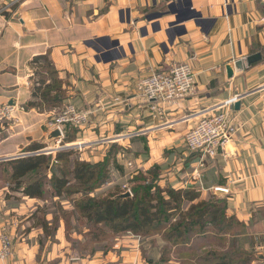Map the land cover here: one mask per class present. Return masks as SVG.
<instances>
[{"label":"crops","instance_id":"crops-1","mask_svg":"<svg viewBox=\"0 0 264 264\" xmlns=\"http://www.w3.org/2000/svg\"><path fill=\"white\" fill-rule=\"evenodd\" d=\"M263 47L264 0H0V109L13 107L15 118L0 120V162L30 145L43 147L52 131L55 108L27 107L34 67L41 65L30 64L47 56L62 82V104L89 114L76 139L64 144L84 149L81 162H103L118 146L131 157L133 175L156 168L162 188L189 186L199 199L225 198L226 217L243 226L239 237L264 264V58L235 69ZM184 63L193 87L161 107L160 116L138 96L137 83ZM235 98L239 109L233 104L229 115L237 132L224 155L187 152L185 133Z\"/></svg>","mask_w":264,"mask_h":264},{"label":"rangeland","instance_id":"rangeland-1","mask_svg":"<svg viewBox=\"0 0 264 264\" xmlns=\"http://www.w3.org/2000/svg\"><path fill=\"white\" fill-rule=\"evenodd\" d=\"M36 79L33 82L34 88L39 86L37 83L39 78ZM66 105L60 104L55 108V116ZM44 108L46 109L45 106ZM50 123L51 120L48 122L49 129ZM84 127L68 126L67 134L71 139H76L78 131ZM65 133L64 131V136ZM64 136L60 139L61 141ZM53 143L52 141L49 145H43L40 150L71 149L63 143H60L59 147L56 144L53 146ZM72 150L73 155L67 161H63L58 169L49 168L45 170V174H40L43 168L37 172V175L29 177L35 179L37 176L43 182L45 195L39 200L28 199L15 192L17 188L10 181V175L6 174L7 168H4V165L0 167V237L6 236L11 241L10 252L4 259H0V264H90L94 259L99 260L98 264H207L208 258L213 255L222 256L236 251L237 244L233 241L238 240L239 229L234 228L229 232H223L220 226L210 225L218 219L223 209L222 205H218L216 210L204 219V223L210 222L209 226L202 224L207 232L206 235L192 239L191 235H186L182 242L174 239L165 240L164 236L169 232L167 227L151 230L147 235L129 232L114 234L108 225L95 224L88 217L89 214L84 212V207L94 200L113 195L117 198L126 192H129L132 197L133 188L142 179L155 184L160 189L170 188L166 186L162 188L156 184L158 183L156 168L151 169L147 174L140 172L137 180L132 181L138 174L133 175L132 172H128L131 168L127 166V163L131 161V157L118 146L111 147L107 154L109 157L108 160L106 159L104 177H97L86 185L76 184L72 180V161H82L80 158L85 152L84 149L79 148ZM43 155L50 154L45 152ZM83 162L97 164L93 160ZM53 175H64L70 180L66 186L67 192L61 197H53V181H51ZM92 185H95V189L88 192ZM186 189L191 188L187 186ZM217 197L207 195L195 203L198 201L210 203L215 201L213 198L221 199ZM188 206L185 203L182 211ZM174 219L171 221L173 222ZM59 226L63 235L60 245L55 238ZM240 232L243 234L242 229ZM108 256L112 257L106 259ZM239 259L235 262L240 263ZM253 264L261 263L256 259Z\"/></svg>","mask_w":264,"mask_h":264},{"label":"trees","instance_id":"trees-1","mask_svg":"<svg viewBox=\"0 0 264 264\" xmlns=\"http://www.w3.org/2000/svg\"><path fill=\"white\" fill-rule=\"evenodd\" d=\"M38 64L41 65L34 67ZM30 66L35 69V76L39 78L37 81L39 86L33 89L32 100L27 104V107L39 111L59 107L64 100L62 82L58 79L51 61L47 56H39L33 59ZM46 75L49 78L48 84H45ZM67 129L65 130L63 145L71 141ZM42 148L41 145H30L24 150V154L0 162V167L4 165V168H7L6 174L10 175V181L17 188L15 192L28 199L39 200L45 195L41 178L36 176L35 179H30L29 177L37 175V172L43 168L40 174H45V170L49 168L58 169L60 164L65 160L67 161L74 153L72 149H65L57 151L54 157L51 154L48 156L43 154L28 155V153L37 152ZM108 157L109 155L102 163L94 165L79 160L72 161V180L76 184L86 185L97 177H104ZM138 176H140V173L132 181L137 180ZM51 181H53V197H61L63 193L67 192L66 186L70 182L67 177L53 175ZM139 181L140 183L131 192V198L120 199L114 197V195L104 197L89 203L84 207V212L89 214L88 217L95 224L108 225V228L114 234L129 232L147 235L151 230L167 227L169 232L164 236L165 240L174 239L182 242L186 235H191V239L206 235L207 232L203 229L202 224L209 226L210 222L207 221V225L204 223V219L209 217L218 205H222L223 209L218 219L210 225L220 226L219 228L223 232L238 228L239 235H241L240 229H243V226L235 218L226 217L225 198H213L215 201L210 203L205 201L195 203L199 200L200 195L193 189H160L145 179ZM93 189H95V185H92L87 191L91 192ZM185 203L189 206L182 211V206ZM172 219H174L173 222ZM235 242L237 244L236 251L222 256L213 255V257L208 258L207 264H253L256 261L255 255L247 249L249 245H247L245 238L239 237L238 240L233 241V243ZM237 259L240 260V263L235 262Z\"/></svg>","mask_w":264,"mask_h":264},{"label":"built area","instance_id":"built-area-1","mask_svg":"<svg viewBox=\"0 0 264 264\" xmlns=\"http://www.w3.org/2000/svg\"><path fill=\"white\" fill-rule=\"evenodd\" d=\"M194 83V73L191 67L177 64L167 72H153L139 80L136 93L151 106V110L162 115L161 107L169 102L187 95ZM237 102L236 98L227 101L219 111L211 116L201 118L183 137L184 146L190 153H199L202 158H215L224 155L233 136L237 132L233 120L230 118V108ZM14 109L5 106L0 109V120L14 121ZM89 122V114L72 104L62 108L60 113L50 123V130L58 129L61 137L65 129L70 126L81 128ZM61 141V140H58ZM57 149V148H56ZM61 150V149H60ZM59 151V149L57 150ZM39 150L32 154H45ZM50 154V153H49ZM215 192L228 194V189L217 188ZM11 241L6 236L0 237V259H4L10 252Z\"/></svg>","mask_w":264,"mask_h":264},{"label":"water","instance_id":"water-1","mask_svg":"<svg viewBox=\"0 0 264 264\" xmlns=\"http://www.w3.org/2000/svg\"><path fill=\"white\" fill-rule=\"evenodd\" d=\"M169 1H171V0H163V3H168ZM263 58H264V47H263L261 52H257V53H254L252 55H249L248 57H246L244 59L243 62L237 61L235 63V69H236V71H241L243 69V64H245L246 66H251V65H254V64L262 61ZM226 73H227L228 79L232 78L233 72H232L231 67L226 68ZM234 108L236 110H238L239 104L236 103L234 105ZM61 138L62 137H61V134H60L58 129L52 130V131L48 132L47 137L43 140V145H49L52 141H57V140H60ZM47 152L48 153L57 152V149H51ZM221 194L222 193H220L219 195H221ZM130 197H131V194L129 192H126V193L119 195L117 198L128 199Z\"/></svg>","mask_w":264,"mask_h":264}]
</instances>
